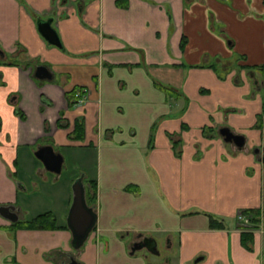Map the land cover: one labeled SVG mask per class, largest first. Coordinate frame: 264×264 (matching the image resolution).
I'll return each mask as SVG.
<instances>
[{
	"label": "crops",
	"instance_id": "0c3cea01",
	"mask_svg": "<svg viewBox=\"0 0 264 264\" xmlns=\"http://www.w3.org/2000/svg\"><path fill=\"white\" fill-rule=\"evenodd\" d=\"M47 19L61 48L38 31ZM74 89L85 101L69 107ZM263 146L264 0H0V208L61 227L12 229L0 214V264H264ZM80 177L96 225L76 249ZM240 210L258 213L249 248ZM139 240L154 244L133 251Z\"/></svg>",
	"mask_w": 264,
	"mask_h": 264
},
{
	"label": "water",
	"instance_id": "95a60500",
	"mask_svg": "<svg viewBox=\"0 0 264 264\" xmlns=\"http://www.w3.org/2000/svg\"><path fill=\"white\" fill-rule=\"evenodd\" d=\"M53 19L40 20L37 28L40 35L49 45L61 48V42L57 31L52 27ZM34 77L37 80H51L52 74L45 66H37L34 70ZM219 135L224 142L234 144L238 149H242L245 143L244 137L232 133L228 128H221ZM35 157L43 164L48 172L60 174L63 157L56 154L51 146H43L37 149ZM264 164V156L261 158ZM83 177L78 178L73 186V200L67 217V228L72 234V246L80 248L96 225V214L93 207L86 202L85 188L82 182ZM0 213L12 222L17 221L14 207H1Z\"/></svg>",
	"mask_w": 264,
	"mask_h": 264
},
{
	"label": "trees",
	"instance_id": "16d2710c",
	"mask_svg": "<svg viewBox=\"0 0 264 264\" xmlns=\"http://www.w3.org/2000/svg\"><path fill=\"white\" fill-rule=\"evenodd\" d=\"M78 90L74 89L71 92L66 93L68 106L72 107L75 105V94H77ZM167 92L170 94L171 92L167 90ZM82 132H83V124L82 121L77 120L74 127V133L77 139H82ZM205 132H211V129L205 130ZM179 143H175V146L178 147ZM93 189V194H86V202L87 204H94L95 202V194L94 189L95 185L94 183L91 184ZM255 217H258L257 212H251ZM255 221L258 220L257 218L254 219ZM210 227L211 228H223L224 226L221 223L216 222L214 219L210 220ZM14 229H26V230H57L61 227L57 224V219L54 215L51 213H45L42 215H39L30 221L23 222V223H16L12 226ZM241 243L244 247L249 248V239L251 237V234L249 232L242 233L241 236Z\"/></svg>",
	"mask_w": 264,
	"mask_h": 264
},
{
	"label": "flooded vegetation",
	"instance_id": "af4514ba",
	"mask_svg": "<svg viewBox=\"0 0 264 264\" xmlns=\"http://www.w3.org/2000/svg\"><path fill=\"white\" fill-rule=\"evenodd\" d=\"M262 68H260V70H261ZM82 97H84V95H82ZM80 97H77V94H75V105H77V104H79V102H80ZM220 130V129H219ZM43 147V146H42ZM255 153H256V155H261V157H260V161H261V158L264 156V146L263 147H259V148H257L256 150H255ZM240 212H244V214H246V215H249V216H252L253 217V219H252V225L254 226L253 227V229H251L250 231H246V230H243V229H241V228H239V226H238V223H237V228H239L241 231H246V232H251V231H261V228L257 225V223H258V220H254L255 218H257V219H259L258 217H255L251 212L249 213V212H246V211H242V210H240V211H238L237 212V214H236V222H237V215H238V213H240ZM14 213L16 214V212L14 211ZM1 214V213H0ZM3 216V215H2ZM4 217V216H3ZM10 221V220H9ZM11 222V228H12V226L14 225V224H16V223H23V221H20L19 219H18V217H17V221L16 222H12V221H10ZM257 222V223H256ZM256 226H258V227H256ZM12 229H14V228H12ZM153 244H154V241H151V240H144V241H136L134 244H133V246H132V250L133 251H135L136 249H138L141 245H146L148 248H152V246H153Z\"/></svg>",
	"mask_w": 264,
	"mask_h": 264
},
{
	"label": "built area",
	"instance_id": "2783aa9c",
	"mask_svg": "<svg viewBox=\"0 0 264 264\" xmlns=\"http://www.w3.org/2000/svg\"><path fill=\"white\" fill-rule=\"evenodd\" d=\"M77 97H80V101L83 102L85 101V98L82 97L80 92H77ZM252 216L246 215L244 214V212H240L237 215V223L239 228L246 230V231H250L251 229H253V225H252Z\"/></svg>",
	"mask_w": 264,
	"mask_h": 264
},
{
	"label": "rangeland",
	"instance_id": "374dc122",
	"mask_svg": "<svg viewBox=\"0 0 264 264\" xmlns=\"http://www.w3.org/2000/svg\"><path fill=\"white\" fill-rule=\"evenodd\" d=\"M41 212H43V209H41V208H39V209L36 211V213H41ZM28 220H29V219H28ZM158 245H159V246H160V245H164V242H163V241H159ZM163 248L165 249V245H164Z\"/></svg>",
	"mask_w": 264,
	"mask_h": 264
}]
</instances>
